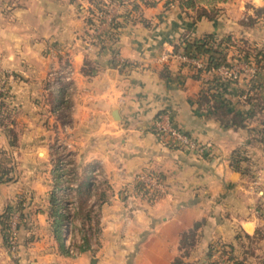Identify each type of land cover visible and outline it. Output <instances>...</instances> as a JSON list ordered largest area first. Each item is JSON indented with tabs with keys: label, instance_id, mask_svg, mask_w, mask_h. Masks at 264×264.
I'll use <instances>...</instances> for the list:
<instances>
[{
	"label": "crops",
	"instance_id": "0c3cea01",
	"mask_svg": "<svg viewBox=\"0 0 264 264\" xmlns=\"http://www.w3.org/2000/svg\"><path fill=\"white\" fill-rule=\"evenodd\" d=\"M8 2V12L0 11V76L4 75L8 93L5 103L11 122L0 127V153L13 148L24 152L45 150L35 143L37 135L48 137L53 125L68 128L70 134L64 143L78 157L71 167L81 168V176L92 164L100 169L108 185L106 202L98 208L103 251L113 247L111 243L116 238L113 233L119 228L116 199L120 186L129 188L133 174L143 168L162 174L166 194L153 205L143 204L133 212V221L139 220L138 226L147 230L134 256L136 264H169L168 250L175 249L179 233L199 217L210 220L223 213L237 215L238 230L252 234L262 221L258 208H252L257 198L252 184L257 181L247 184L243 172L231 169L229 163L238 150L254 158L258 148L246 139L253 136L250 128L259 119L264 120V70L254 77L256 89L246 93L253 100L243 101L241 92L248 83L241 77L216 95L219 101L228 103L229 111L242 114L253 108V101L262 103L263 108L245 127L233 128L217 120L211 99L198 101L200 91L209 85L211 73L203 72L196 77L194 67L177 63L171 54L164 64H158L165 51L172 52L171 44L180 31L187 30L185 35L192 39L205 33L216 36L226 32L227 28L221 24L226 21L223 15L211 21L199 18L192 22L193 18L180 12L178 0H120L109 4L117 8L114 16L122 25L116 40L109 42L105 38L101 45L91 44L84 49L78 34L91 6L89 0ZM132 5H136V10ZM52 46L66 48L74 71L68 125L61 123L60 116L53 119V124L43 123L44 117L55 118L51 99L58 95L50 92L47 84L48 72L56 63L51 57ZM113 50L117 52L114 58ZM112 60L134 66H112ZM84 61L91 68L89 76L81 73ZM63 104H59V110ZM159 111L163 124L168 122L187 133L203 151L196 154L163 147L151 131ZM239 163L244 169L243 159ZM4 164L12 171L8 180L0 179V213L16 196H22L25 204L23 219L16 230L15 256L7 253L0 234V264H71V259L60 252V242L53 239L47 210H43L50 190V164L44 160L25 163L23 159L7 160ZM40 166L43 170L36 174L35 169ZM257 192L261 196L258 199L264 200V186ZM30 196L31 203L27 205ZM162 214L170 216L161 221ZM125 248L129 249V245Z\"/></svg>",
	"mask_w": 264,
	"mask_h": 264
},
{
	"label": "rangeland",
	"instance_id": "374dc122",
	"mask_svg": "<svg viewBox=\"0 0 264 264\" xmlns=\"http://www.w3.org/2000/svg\"><path fill=\"white\" fill-rule=\"evenodd\" d=\"M8 1L9 0H0V11L2 13L8 12L7 9V5H9ZM211 3H208L207 0L201 1V4L206 5L208 9L211 6L215 8L216 10L215 13L217 14L216 17H220L223 15V17L226 18V21L224 22L225 24L221 23L222 27L223 25H225V27L227 28L226 32L216 35L214 37L216 40L222 42L221 48L222 50L226 49L225 52L227 54V59L229 61L235 62L234 60H232V58L238 59V55H240L242 51H248L252 56L256 51L264 50V11L259 12L258 10H256V6L264 8V0H226L221 5H218L217 3H213V4ZM89 9H91V6H88L86 13L83 17L84 20L85 17L88 16ZM116 9L117 8H113L112 6H110V8L107 7V12H109L113 17L114 14L116 13L115 12ZM182 11L184 12L183 14L185 17L193 18L192 22H194L195 20L194 9H186V10L184 9L181 10L180 12ZM253 15H257L258 17H261L260 19L256 20L255 25L251 24L248 25L247 27L240 25L241 20L246 21L244 20V17L247 18L248 16L251 17ZM97 21L98 20L94 19L93 26L87 31L88 34H85L83 30H81L79 32L80 34H78L80 41L82 40L84 42V49L89 48L91 44H92L91 46L94 45L95 47H97V45H99L97 41L98 35L103 39L107 38V34L109 31L108 28L105 29V27L99 26ZM118 28H115V30H113L115 33V40H116ZM111 31L112 30H110L109 32ZM186 33L187 30L180 31V36L177 38L174 44H171V46L180 45L185 41H192L193 39L189 35H185ZM180 38L182 39L180 40ZM50 50L52 55L51 57L55 58L54 60L56 63L54 65V68H51L48 72V80H47L48 89L50 92L53 93L56 92L58 93L60 91V95L65 99L64 102H67V104H64L62 108H60V110L58 109L59 107L55 108L52 113L55 114V118L52 117L49 120L48 118L44 117L45 120L43 121V123L44 124L48 123L47 124L48 126L50 122L53 121V119H56V117L60 116L61 117L60 119L62 120L61 123L63 122V125H68L69 123L68 119L70 117V112L72 110L71 97L73 96L72 94L74 93V87H73L74 71L71 68L67 54H65L66 48L64 46L63 47L52 46ZM116 53L117 52L115 50L112 51V58L115 57ZM165 53L170 55L172 52L165 51ZM252 57H250V60H252ZM169 59H170L169 57H166V60L164 61L158 60L159 61L158 64H164L165 61ZM174 59L177 61V63H179V61L176 58ZM261 61L262 63L258 64L259 65L258 68L260 72H262L261 71L262 69L264 70V64H263L264 59L263 60L261 59ZM124 62L125 61H122V63ZM238 63L243 64V62H238ZM126 64H130L134 66L132 63H126ZM66 66H70V68L72 69L71 74L68 75L70 77L68 80L65 79V76L68 74V71L65 70ZM241 73L243 72L241 71ZM56 80L58 81V83L56 82ZM51 81L53 83L50 84ZM0 91L5 93V98L8 96L7 90L6 88H4V75L0 76ZM263 122L264 120H262L261 123ZM51 124H53V122ZM68 133L70 134L68 128L64 129V127L62 128V126L61 127L58 126L56 128V126L53 125L52 127H50V133L48 137L47 136L45 137L43 134H39L34 139L35 143L40 144L37 146H39V148L45 147V150L35 149V151L27 150L26 152H24L23 150H17L13 148V150L10 152L8 151L6 153L4 151L3 153H0V170L6 172V175L1 177L0 179H5V180L9 179V172L11 169L7 167V164H4V161L7 160L11 161L12 159V162H14L18 159L20 160L23 159L25 163H27V160H34V161L44 160L45 162H48L51 166L50 167L51 181H50L49 189H52L55 186V180L57 179L56 196L61 212V210L66 207L67 203L70 200L71 190L69 189L68 183L70 182L76 183V181L78 182L81 177H90V172H91L89 169L87 171L85 170L86 174H81L80 176L79 173H81L82 169L79 168L75 170L74 168L71 167L73 160L78 159V157L76 158V156H74V154L76 153H74L72 148L67 147L64 143V141L68 140L69 137ZM252 135L253 136H251L246 140L252 141V143L258 147L254 151L255 154L254 158L251 157L250 153L243 154V152L238 153V157L241 160L243 159L244 161L243 163L244 169L242 170L244 174L243 177L244 179H246L245 180L246 183L247 182L250 183L252 182V180L257 181L256 185L252 184L254 195H256L255 197H257L256 200H253L254 202L252 208H256V209L258 208V210L260 211L261 213L260 218L262 219V221L260 222L261 224L259 223L257 225V227L252 232V234L246 235L244 232L238 230V226L236 227L238 221L237 215L226 216L223 213L222 214L223 216H213L212 219L210 220L207 219V217H199L197 220H195L198 222V226L195 231L193 245L187 248V257L184 258V260L187 261L189 264H213L212 262L213 259L216 262L220 261L221 263L224 264H230V262L228 261H231L232 264H264V200L258 199L261 196L257 192L258 190H263V186H264L263 184L264 163L262 162V159L264 158V152L262 151L261 143L259 141L261 137L260 134L254 133ZM24 140H26V137H24ZM26 146H27L26 142H24V147L26 148ZM162 146L167 147L169 149H177V147L173 145L162 144ZM79 159L81 158L79 157ZM258 160H260L261 162L258 163L257 162ZM42 170L43 169L40 166L35 169V172L37 174V172H42ZM138 174H145L149 177L159 180L161 183V190L155 192V191H150L145 187L144 188L140 187L135 180V176ZM132 177H133L132 183L129 186V188L126 185L120 186L119 189L120 194L118 195V199H116L117 200L116 210L119 212L120 216L118 218L119 228L116 232L113 233V235L116 236L115 241L111 243L113 247L111 246L109 248H105L104 251L102 250L101 248L102 237H100L101 227L98 223L99 220L97 216L96 218L97 223L94 222V227H93L94 232L93 233L90 232L92 233V235L89 234L88 236L87 234H85L86 233L85 231L81 233L80 238L87 239V245L85 244V247L83 244L78 245L79 253L77 255H75L74 257L69 256L62 244H60V248L58 247L61 253H63L64 255H66L71 259L70 261L71 264H136L134 262V256L137 254L139 250L138 248L139 243H141L145 239L146 237L145 234L147 230H144L141 226H138L140 222L139 220L136 222L133 221L134 218L133 212L135 209L142 208L143 204L144 206H151L155 202H157L160 198H162L166 194V184L163 182L164 177L162 176V174L151 168L140 169L139 171L134 173ZM47 197L48 196H45V201H44L45 207L43 206L42 207L43 210L46 209L47 211H49V206L48 204L46 205ZM31 198L32 197L30 196L27 205L31 203ZM41 204L42 201H40V205ZM42 207L39 209H42ZM78 211L80 212V210L77 209L73 213V217L77 218L79 216L78 214H76V212ZM225 212L230 214V211H225ZM169 216L162 214L161 221L166 220V218H169ZM70 225H71L70 228L71 229L70 238H71L73 237L74 233L72 232L73 224ZM48 226H49L48 228H51L50 220L48 222ZM67 226L68 225H66V227ZM186 229H183L182 231ZM51 233L53 235V232ZM124 237L128 241L130 240L132 242L127 244V242L124 241L125 240ZM54 238L55 237H53V239ZM56 243L58 246L57 241ZM177 244L175 249L173 248V250L172 249H169L170 251L168 250V252H171L172 258L174 256L181 255L178 252ZM127 245H129V249L125 248V246ZM4 248L7 251L5 246ZM15 252H16V238H15ZM15 252L11 254L7 251L9 255H14V256H15ZM171 257H170V261L172 260Z\"/></svg>",
	"mask_w": 264,
	"mask_h": 264
},
{
	"label": "trees",
	"instance_id": "16d2710c",
	"mask_svg": "<svg viewBox=\"0 0 264 264\" xmlns=\"http://www.w3.org/2000/svg\"><path fill=\"white\" fill-rule=\"evenodd\" d=\"M120 0H107L106 5H109L113 2H118ZM198 1V2H196ZM201 1L203 0H178V8L180 10H186V9H194L195 10V17L194 19L197 20L199 18H204L208 21L214 20L217 16L215 13L216 10L213 6H211L209 9L206 7V5L201 4ZM208 3H218V2H224L226 0H207ZM91 4V9L88 11V16L85 17V20L83 22V32L85 34H88V30L93 26L94 19L98 20L95 16L96 12H103L105 10V4L102 0H89ZM196 3V5H195ZM199 6V7H198ZM132 9L136 10V5L131 6ZM256 10L259 12L264 11L263 7H256ZM125 15V14H124ZM122 15V16H124ZM94 18V19H93ZM256 18H259L257 15H253L251 17H247L246 21H240V25L247 27L248 25L254 24ZM120 23L117 20L116 16H113L110 19V22L108 24V30H112L111 32L108 31L107 39L110 42H113L115 40V33L113 30L115 28L120 27ZM105 39L97 36V41L99 45L103 43ZM222 42L219 40H216L213 34L211 33H205L202 36H200L197 39H193L192 41H185L181 43L180 45H173L172 46V53H181L187 57L192 58H199L202 61V66L198 68H194L195 74L194 76H198L200 73H210V69L217 68L219 66H224L226 68H229L231 66V61L227 59V54L225 52L226 49L221 48ZM178 48L181 49V51H178ZM253 56V57H252ZM250 55L248 51H242L240 55H238V59L232 58V60H235L236 62H243V63H252L255 67V76L258 74L259 68L258 64L262 63L261 59H264V50L262 51H256L253 55ZM250 57H252V60H250ZM259 59V60H258ZM84 66L81 70V73L83 75L89 76L91 75V68L87 67V61L83 62ZM264 64V63H263ZM112 66H131L130 64L124 63H116V61H111ZM250 77L247 81L248 86L246 88V92H241V94L244 95L243 101H251L254 98L247 95L249 90L256 89L258 84H255L254 77ZM235 81L231 79H225L221 78L218 75H215L214 73H211V79L209 81V85L202 91H200V94L198 96V101L200 102H208L211 99L210 106L215 110L214 114L216 115L217 120L223 124L228 125L233 128L238 127H245L246 122H249L252 120V118H255L256 112L260 111L263 108L262 103L259 100L253 101V108L246 114H242L239 112L229 111L228 110V103H224L222 101H219L216 95L222 91L227 85L233 83ZM56 99L53 100L51 96L49 98L52 100V107L53 109L59 107L60 103L66 104L61 99L60 91L58 92V95ZM209 96V97H208ZM63 104V105H64ZM161 112L159 111L155 116L154 120H156L157 116ZM258 120V118H257ZM11 122L10 115L7 109V105L5 103V93L0 91V127L3 125H7ZM262 120L259 119L258 124L254 127L250 128V131H253V134H260V143L264 137V122L261 123ZM259 130V131H258ZM13 142L15 141V135L13 134L12 137ZM239 153V150H238ZM241 159L238 157L237 154L232 155L230 158V168L233 170H238L239 172H243L240 162ZM87 169L90 171L93 169L92 166H89ZM6 172L3 170H0V178L5 176ZM57 180V179H56ZM55 180V186L50 189L48 192V206L49 211H47L48 219L50 220V226L51 230L53 232L54 237L62 243V230L65 222V216L62 215L60 212L59 204L57 202V196H56V181ZM58 188V187H57ZM89 190H90V177H84V179L76 181V187H75V193H76V203H77V209L80 210V212H76L78 214V218L80 220V226L86 228H91L92 224L94 222L97 223V219L91 223L92 220V214L90 213V210L86 207V201L89 196ZM107 191H108V185L106 181L102 183V187L95 193V202L97 203L98 207L99 205L106 200L107 198ZM25 204V199L22 196H16V198L13 200L12 204H7L2 212L0 213V234L3 245L6 247L7 242V236H8V229H9V221L11 214L13 212L18 213V221L15 225V231L18 228V225L21 223L23 219V207ZM64 216V217H63ZM77 216V215H76ZM198 222L194 221L192 222L191 226L188 227L186 230L181 231L178 235V252L181 254L179 256H174L169 264H189L187 261L184 260V258L187 257V248L191 247L193 245L194 237H195V231L197 229ZM247 235V234H246ZM82 244L85 247V244L87 245V239L82 240ZM83 247V246H82ZM213 264H217V262L213 259ZM231 263V261H228Z\"/></svg>",
	"mask_w": 264,
	"mask_h": 264
},
{
	"label": "built area",
	"instance_id": "2783aa9c",
	"mask_svg": "<svg viewBox=\"0 0 264 264\" xmlns=\"http://www.w3.org/2000/svg\"><path fill=\"white\" fill-rule=\"evenodd\" d=\"M105 5L107 0H102ZM110 5L105 6V10L103 12H96L95 16L97 17L98 21L97 23L99 26L105 27V29L108 28V24L110 22V19L112 18L111 14L107 12V7ZM100 21V22H99ZM168 56L167 53L161 55L159 60H166V57ZM173 58H176L179 62L185 63L186 65L192 66L194 68H198L202 66V61L199 58H192L187 57L181 53H174L171 55ZM235 61V60H234ZM65 70L68 71V74L65 76V79L68 80L70 77L68 75L71 74L72 69L70 66H66ZM241 71L243 73H241ZM66 72V71H65ZM210 73H214L215 75L220 76L221 78L225 79H231L233 81H239L240 77L241 79H245L248 81L250 77H253L255 74V67L252 63H243L239 64L238 62H231V66L229 68H226L224 66H219L217 68L210 69ZM58 83V81L56 80ZM53 83L52 81L50 84ZM161 114H159L156 118V120H153L151 131L155 135V138L161 142L162 144H168L173 145L177 148L188 150L191 152H194L196 154H200L203 151V148L197 144L187 133L184 131H181L179 129H176L169 125L167 122L166 124H163L161 121ZM165 116V115H164ZM261 147L262 151L264 152V137L261 141ZM136 183L140 187H145L146 189H149L150 191L158 192L161 190V183L159 180L149 177L145 174H138L135 176ZM105 181L103 173L98 169L97 167H94L90 172V190H89V196L86 201V207L90 210V213L92 214V220L91 223L97 218L98 216V205L95 202V193L102 187V183ZM70 192V200L67 203L66 207L61 210V213L65 215V222L62 230V243L65 248V251L67 254L71 257H74L79 253V247L78 245L82 244V238L81 233L85 231L88 236L89 234L92 235L94 232V224H92L91 228H86L80 226V220L78 217H73V213L77 210V201H76V193H75V187L76 183H68ZM18 213L13 212L10 217L9 221V229H8V236H7V242H6V249L9 253L15 252V238H16V231H15V225L18 221ZM73 224V230L74 233L73 237L70 238V228ZM66 225H68L66 227ZM92 232V233H90ZM75 237V238H74ZM74 238V239H73ZM94 239V238H93ZM217 264H224L220 261H217Z\"/></svg>",
	"mask_w": 264,
	"mask_h": 264
}]
</instances>
